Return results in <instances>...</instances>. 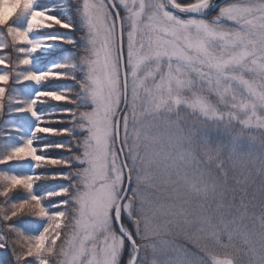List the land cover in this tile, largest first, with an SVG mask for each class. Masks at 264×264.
<instances>
[{"label":"snow or ice","instance_id":"6c2138e0","mask_svg":"<svg viewBox=\"0 0 264 264\" xmlns=\"http://www.w3.org/2000/svg\"><path fill=\"white\" fill-rule=\"evenodd\" d=\"M0 65L11 264H264V0H0Z\"/></svg>","mask_w":264,"mask_h":264},{"label":"trees","instance_id":"16d2710c","mask_svg":"<svg viewBox=\"0 0 264 264\" xmlns=\"http://www.w3.org/2000/svg\"><path fill=\"white\" fill-rule=\"evenodd\" d=\"M60 56L59 53L54 54L52 57H50L49 59H58ZM61 83V82H60ZM72 82L66 81L64 83H61V85H71ZM60 84H58V86H61ZM71 107V106H70ZM47 107H45L44 109H46ZM58 126V125H56ZM61 125H59L60 127ZM189 128H191V125L188 126ZM188 129H186L187 131ZM194 133H198L200 135H202V130H200L199 126L197 125L195 129H193ZM211 135L213 137H215L217 134L215 132H212ZM67 138L65 137H59L57 139V141H61V140H66ZM56 142V139H55ZM53 155L55 156H60L61 154H59L58 152H54ZM61 183L60 181L55 182V184ZM12 261V257H11V253L10 252H5L4 250H0V264H11Z\"/></svg>","mask_w":264,"mask_h":264},{"label":"rangeland","instance_id":"374dc122","mask_svg":"<svg viewBox=\"0 0 264 264\" xmlns=\"http://www.w3.org/2000/svg\"><path fill=\"white\" fill-rule=\"evenodd\" d=\"M61 31H63V30H61ZM0 68H3V66L2 65H0ZM64 83V82H66V81H58V82H54V83H52V84H50V85H48L50 88H58V87H61V86H63V85H61V83ZM58 84H60L61 86H58ZM52 105H58L59 107H70L69 105H64L62 102H59V104H58V102H50ZM43 109L45 108V107H47V106H41ZM6 108H7V104H6ZM45 111H47V110H49L48 108H46V109H44ZM9 117H7V116H5V119H8ZM54 127H59V125L58 126H56V125H53ZM59 137H51L50 139H51V141L52 142H55V139H56V142H57V139H58ZM257 148H258V145H257ZM54 152H58L59 154H63L62 153V151L61 150H59V149H51V150H49V155L50 156H52V157H57V156H55V155H53V153ZM39 171V170H38ZM51 171H57V169H51ZM55 182H57V181H50V182H48V185H52V184H55ZM48 185H45V187H47ZM39 191H44V188L42 187V188H40L39 189Z\"/></svg>","mask_w":264,"mask_h":264}]
</instances>
